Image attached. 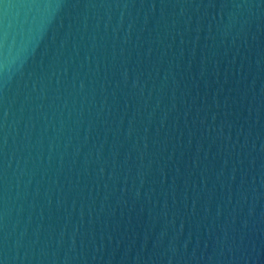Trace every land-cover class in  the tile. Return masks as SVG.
Segmentation results:
<instances>
[{"label":"water","instance_id":"1","mask_svg":"<svg viewBox=\"0 0 264 264\" xmlns=\"http://www.w3.org/2000/svg\"><path fill=\"white\" fill-rule=\"evenodd\" d=\"M0 264H264V0H0Z\"/></svg>","mask_w":264,"mask_h":264}]
</instances>
